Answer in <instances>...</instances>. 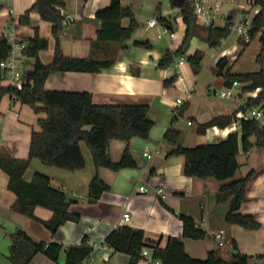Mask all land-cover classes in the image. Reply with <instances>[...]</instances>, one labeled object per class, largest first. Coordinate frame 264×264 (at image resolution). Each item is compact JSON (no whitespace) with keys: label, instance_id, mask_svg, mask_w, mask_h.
Segmentation results:
<instances>
[{"label":"crops","instance_id":"crops-1","mask_svg":"<svg viewBox=\"0 0 264 264\" xmlns=\"http://www.w3.org/2000/svg\"><path fill=\"white\" fill-rule=\"evenodd\" d=\"M36 1L0 0V36H6L15 30L20 42L27 44L34 37L35 29H38L40 37L49 41L48 50L40 53L42 62L48 64L52 61L56 45L52 23L43 20L37 13L29 16L30 26L20 22V18L32 9ZM63 1L65 9L61 12L65 21L64 28L59 33L63 54L71 58L93 57L111 60L114 64L99 73L54 72L46 81L47 91L88 92L92 95L95 105H146L153 120L158 118L164 109L168 108L174 112V109L181 108L180 105L186 101L189 105L186 112L189 127L209 122L215 117L237 115L245 111L243 107L247 100L256 98L261 91L257 89L243 92L246 85L239 82L240 86H233V83L227 84L226 79L222 77L225 91L231 89L232 94L223 96L225 91H222L221 97L228 101L218 104L197 95L199 76L197 79L192 78L193 75L185 68V64L179 68L182 80L176 79L171 87L166 88L164 81L173 78L177 70L172 66L161 69L159 61L168 51L178 50L186 38L187 26L181 15L172 17V13L168 11L157 14L166 20L164 26L175 33L174 38L167 36L158 38L164 41H157L153 38L154 33L151 30L156 29L158 35L161 23L154 28H149L147 23L146 28L141 30L137 29L139 24L135 19L138 25L129 40L124 43L96 44L97 32L101 27L96 14L107 8L112 0ZM122 4L124 7H130L124 1ZM247 10L253 19L259 13L260 7L247 6ZM122 24L127 27L130 21L125 23L123 20ZM197 25L204 27L199 20ZM260 36L261 34L256 37L260 39ZM255 38H252L251 42ZM237 40L244 46L241 56L251 42L244 43L238 35ZM204 46H209L204 30H195L185 55L193 56L199 53L203 60ZM50 49L52 51H49ZM48 52V59L44 60L43 54ZM223 57L229 60L224 74H245L264 70L261 68L258 71L233 73V60L228 51L223 50L215 59L216 74V65ZM26 64L29 65L27 71L33 69V59H27ZM6 77L7 75L4 78ZM7 80L9 83L2 86H11L9 78ZM193 88V95L189 98L188 93ZM182 94L185 100L178 104L177 100L181 99L178 96ZM46 117V113H35L30 106L9 94L3 96L0 102V155L30 160L32 134L34 131H40L39 120ZM176 119L177 116L171 127L177 130L174 124ZM235 132H240L239 122H234L227 128H209L204 135L198 134V129L188 133L181 132L176 144L164 142L166 128L151 131L148 139L134 138L129 143L131 152L134 149H144L143 159L136 160L137 168L119 171L100 168L98 174L110 190L95 203L89 201V187L96 174V168L91 151L85 143L81 144L86 159V167L82 170L68 171L44 165L38 159H31L25 179L30 181L36 173L48 176L52 185L62 189L72 202L70 212L80 216L78 223L67 222L55 235L40 222L13 209L16 196L8 189L9 177L0 170V219L9 226L10 231L21 229L36 242L57 243L64 247L58 262L40 254L30 264H65L66 249L80 245L84 239H87V244L92 247L93 252L82 264H131L132 258L126 254L115 253L105 243L106 237L112 231L128 226L142 230L146 239L165 248L170 237L182 236L183 222L179 215L192 218L196 225L207 233L203 240H184L185 250L190 257L205 259L209 252L217 251L224 260H229L233 254L231 242L235 241L239 252L249 257L248 264H264V148L254 147L247 153L241 150L237 157L240 168L236 178L254 173L247 185L240 211L243 215L253 216L261 224V227L254 231L245 230L226 221L230 203L217 201V193L223 182L211 177H187L184 174L185 157L178 154L169 155L179 147L193 148L201 144L219 143ZM255 141V137H252L251 142ZM126 148L125 142L112 140L109 146L112 160L119 162ZM141 187H145L147 191H141ZM158 189L164 190V198L156 193ZM127 214L130 216L129 221L125 220ZM35 216L41 220H49L53 213L37 207ZM220 231L225 233L222 247L215 237ZM10 248L11 246L9 252ZM137 264L148 263L142 259Z\"/></svg>","mask_w":264,"mask_h":264},{"label":"trees","instance_id":"trees-1","mask_svg":"<svg viewBox=\"0 0 264 264\" xmlns=\"http://www.w3.org/2000/svg\"><path fill=\"white\" fill-rule=\"evenodd\" d=\"M173 8H178L184 24L187 26L186 38L176 51H168L159 61L161 69L171 67L175 59L184 56L190 47L191 39L196 30L197 17L194 14L193 0H170ZM123 0H112L110 5L97 12L96 18L101 22L97 32L96 44L124 43L129 40L137 28V22L131 7H124ZM250 8L260 7V11L252 19L249 31L251 38L260 36L262 51L264 50V0H251ZM65 9L63 0H37L32 9L20 18L22 24H29V16L37 13L40 17L52 23V34L56 45L52 61L42 62L40 53L48 50L49 41L41 38L38 29L27 42L23 55L33 59V69L25 74V82L21 89L2 86L5 72L1 68L11 50L10 43L5 36H0V102L3 96L9 94L21 103L30 106L35 113H46L47 117L39 120L40 131H34L30 144V160L38 159L47 166L68 171L82 170L86 167V159L81 144L85 143L90 149L96 174L89 187V201L95 203L110 187L100 178L98 170L108 168L119 171L126 168H137V162L129 147L134 138L148 139L155 122L149 116L146 105H95L92 95L88 92L47 91L45 84L54 72L99 73L114 64L111 60L66 57L60 47L59 33L64 28ZM1 10V7H0ZM248 12V10H247ZM236 12H231L234 20ZM124 19H130V24L124 27ZM159 22L166 21L158 16ZM231 23L224 27L206 28V42L211 48H217L221 42L231 34ZM260 53L258 60L263 61ZM196 74L201 71L202 56L196 53L189 56ZM229 60L221 58L217 65V74L224 77L227 84L240 82L246 85L243 92L260 89L256 98H249L243 110L252 108L264 109V70L245 74H224ZM176 76L164 81L166 88L171 87ZM234 122L240 123V132L231 133L228 138L216 144H201L193 148L179 147L169 155H183L185 157L184 174L187 177L200 179L215 178L223 182L217 193V201L229 202L230 208L226 221L248 231L258 230L261 224L250 215H243L241 207L244 201L247 185L253 176L251 172L246 177L236 178L240 164V151L249 152L252 148H264V127L260 122L239 121L236 114L232 116L215 117L209 122L198 125V134L204 135L209 128H227ZM180 133L170 127L164 136L166 142L176 144ZM255 137V143L251 138ZM112 140L123 141L127 144L122 158L114 162L109 154ZM30 160H19L0 155V170L8 177V189L15 194L16 202L13 209L17 212L40 222L52 235L67 222L78 223L80 216L70 212L71 201L60 188L52 185L51 179L41 173H36L28 181L25 173ZM42 207L50 210L53 216L49 220H41L35 216V209ZM183 222V233L180 237H170L165 248L146 239L142 230L124 226L112 231L105 239V243L115 253L129 255L131 264L142 260V251H151L156 260L162 264H248L249 257L239 252L235 241L231 242L233 254L229 260H224L217 251L209 252L205 259H194L185 250V239L203 240L206 231L198 227L195 221L187 216L179 215ZM11 248L8 260L12 264H30L37 255H44L53 262H58L64 247L57 243L34 241L25 231L18 229L11 236ZM93 249L84 239L80 245L66 249L65 264H82L92 254Z\"/></svg>","mask_w":264,"mask_h":264},{"label":"rangeland","instance_id":"rangeland-1","mask_svg":"<svg viewBox=\"0 0 264 264\" xmlns=\"http://www.w3.org/2000/svg\"><path fill=\"white\" fill-rule=\"evenodd\" d=\"M125 4L129 5L134 13V18L138 21V28L144 30L147 26V23L151 19L157 18V14L161 13L163 14L164 11H168L172 13V17H179L181 14H179L178 8H173L171 5L170 0H123ZM239 1L240 5L244 4V0H237ZM213 3H220L222 8V14L227 15L231 12H236L235 20H238L242 16V9L240 7L234 8L232 6V0H213ZM245 14L250 16V12L245 11ZM125 23H128L130 19H124ZM31 23V22H30ZM30 23L28 24L30 26ZM26 25V26H28ZM25 26V25H24ZM196 30L203 29L204 33L207 34L206 28L201 27L199 25H196ZM217 27H224L225 22L218 20L217 21ZM154 33L153 38L157 41H164L159 40L158 35L156 33V29L151 30ZM61 32V31H60ZM244 46L237 40V34L234 32H231L229 37L224 39L221 42V45L217 48H211L210 46H204V57L201 61V71L199 74H196L193 70V66L191 61L189 60V55H185L186 62H185V68L189 70L194 79H197L199 76V83L197 84L198 91L197 95L201 96L202 98H209L212 101H215L216 103L220 104L223 102L228 101L227 99H223L221 97V92L226 90V87L223 85L224 79L222 77H219L215 72V59L218 56V54L223 51L227 50L229 57L233 60V73H244V72H252V71H258L261 68H264V50L261 52V44L259 42V37H256L252 40V42L245 48V51L240 56L241 52L243 51ZM49 51H52L51 49ZM262 53L263 55V61H259L258 57ZM50 52L43 54V59L47 60ZM181 57V56H180ZM180 57L175 59L174 64L172 65L173 69L175 68V63L180 59ZM25 59V58H24ZM23 59V65H22V73L27 72V69L29 67L28 64H26V60ZM238 59V60H236ZM176 70H179L176 68ZM8 77L4 78L3 83L4 85L7 84ZM9 83V82H8ZM178 97L181 98V100H185L184 94L179 95ZM188 103L184 101V104L180 105L181 108L174 109V112L169 111V109H164L160 116L156 119H152L155 124L152 128V131H158L160 129L166 128V132L171 127L172 121L177 116V119L175 120V126L177 128V131L179 133H188L190 131H194L198 129V125L195 124L193 127L188 126V120L189 117L187 116L186 112L188 110ZM182 112V114L180 113ZM164 140V137H163ZM165 142V140H164ZM144 149H134L132 151L133 158L135 160H140L142 158V153ZM151 151V150H150ZM153 152V151H151ZM143 159V158H142ZM146 160V159H145ZM148 161V160H147ZM15 231H10L9 226L0 219V264H12L10 261L7 260V255L9 252V247L11 246V235Z\"/></svg>","mask_w":264,"mask_h":264},{"label":"built area","instance_id":"built-area-1","mask_svg":"<svg viewBox=\"0 0 264 264\" xmlns=\"http://www.w3.org/2000/svg\"><path fill=\"white\" fill-rule=\"evenodd\" d=\"M251 0H244V4L240 5L239 1L232 0V6L234 8L240 7L242 9V16L238 20H231V13H228L227 15L222 14V8L220 3H213V0H193V9L194 14L196 15L197 19L201 22V25L204 27H213L217 25V21L221 20L225 22V25L227 23H231L230 30L231 32L236 33L240 39H243L244 43L248 44L251 42V36L249 34V31L252 28V18L245 14L246 7L250 6ZM160 25V22L158 18L151 19L148 22L149 28H154ZM169 36L170 38L175 37V33L167 28L166 26L161 24V31L158 34V38L163 39L165 37ZM9 43L11 50L9 52L8 57L2 61L1 68L4 70L5 75L10 80L11 87L21 89L24 82H25V73H22V65H23V59L25 58L23 55V51L25 48H27V44L21 43L18 39V36L14 31H11L8 35L5 36ZM186 62L185 56H181L180 59L175 63L174 67L175 69H179L182 65H184ZM173 67V66H172ZM176 79L182 80V74L179 70L176 71ZM241 84L239 82H233V86H240ZM192 90L189 91L188 97H192L193 92ZM231 89H228L225 91L222 95L223 96H230ZM178 104H182L183 101L181 99L177 100ZM236 118L246 121H253L256 120L261 123V125L264 127V109L261 108H252L247 109L241 113H238L236 115ZM190 124V123H189ZM143 192H146L147 189L145 187H141L140 189ZM157 194L162 195L164 198V190L158 189L156 191ZM125 220L129 221L130 216L127 214L125 215ZM224 231H220L216 234V239L219 242V245L222 247L224 246L223 237H224ZM142 259H144L148 264H162L161 261L156 260L154 258V255L151 251L144 249L142 251Z\"/></svg>","mask_w":264,"mask_h":264}]
</instances>
